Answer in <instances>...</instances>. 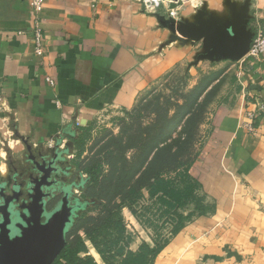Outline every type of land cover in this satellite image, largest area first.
Here are the masks:
<instances>
[{
    "label": "crops",
    "instance_id": "1",
    "mask_svg": "<svg viewBox=\"0 0 264 264\" xmlns=\"http://www.w3.org/2000/svg\"><path fill=\"white\" fill-rule=\"evenodd\" d=\"M40 17L43 56L35 54L28 0H0L3 176L8 157H24L18 135L30 139L35 154L45 153L61 139V148L70 147L69 160L76 138L92 130L105 113L133 111L155 81L201 54L199 41L182 37L134 0H45ZM246 62L235 63L239 82L212 114L208 154L195 174L217 201L218 212L198 221L191 232L222 223L224 230L201 238L206 250L196 245L200 240L187 238V247L195 246L196 251L178 255L188 263L230 264L222 261L235 254L218 250L217 244L242 243L264 250V114L254 134L241 128L251 110L246 90L264 99V61ZM256 253L252 259L264 260V251Z\"/></svg>",
    "mask_w": 264,
    "mask_h": 264
},
{
    "label": "rangeland",
    "instance_id": "2",
    "mask_svg": "<svg viewBox=\"0 0 264 264\" xmlns=\"http://www.w3.org/2000/svg\"><path fill=\"white\" fill-rule=\"evenodd\" d=\"M162 3L153 14L170 20L168 15L176 11L175 25L196 23L201 17L225 29L235 24L236 7L246 15L247 31L255 36L264 32V0ZM198 45L200 55L206 54L203 42ZM235 63L214 57L178 66L155 81L133 111H109L76 138L68 161L82 176L87 207L67 240L81 257L96 264H197L179 259L182 252L196 251L187 247V238L205 247L201 238L224 230L222 223L191 232L198 221L217 216V201L195 174L208 154L212 114L239 82ZM216 247L235 254L222 262L264 263L252 259L256 252L263 254L261 248L242 243Z\"/></svg>",
    "mask_w": 264,
    "mask_h": 264
},
{
    "label": "water",
    "instance_id": "3",
    "mask_svg": "<svg viewBox=\"0 0 264 264\" xmlns=\"http://www.w3.org/2000/svg\"><path fill=\"white\" fill-rule=\"evenodd\" d=\"M233 12L236 22L225 29H219L213 22H206L201 17L197 18L196 23L179 21L178 25L174 24L178 20L172 18L166 20L162 16L161 18L169 25H173V30L182 37L203 42L207 53L200 55L199 59L220 57L231 62H240L248 55L255 34L245 28V13L239 12L236 7L233 8ZM18 139L22 142L25 152L35 154L29 138L18 135ZM61 144L60 139L45 153L39 150V156L44 160L52 156L54 157L52 160H66L70 151L67 147L61 148ZM5 179L7 176L0 173V184ZM81 207L83 206L69 207L67 202H63L61 207L51 214L45 225H40L39 221L38 226L23 228L22 233L12 239L13 230L1 223L6 217L0 216V264H54L67 245V234L75 223L74 211ZM5 236L6 242L2 241Z\"/></svg>",
    "mask_w": 264,
    "mask_h": 264
},
{
    "label": "flooded vegetation",
    "instance_id": "4",
    "mask_svg": "<svg viewBox=\"0 0 264 264\" xmlns=\"http://www.w3.org/2000/svg\"><path fill=\"white\" fill-rule=\"evenodd\" d=\"M39 155V151L36 154L25 152L22 161L10 158L7 179L0 184V216L6 217L0 222L13 230L11 239L29 226L45 225L63 202H67L69 207L83 206L74 211L75 221L87 207L81 196V191H84L82 176L68 159L52 160V156L44 160ZM2 241L6 242L7 237Z\"/></svg>",
    "mask_w": 264,
    "mask_h": 264
},
{
    "label": "built area",
    "instance_id": "5",
    "mask_svg": "<svg viewBox=\"0 0 264 264\" xmlns=\"http://www.w3.org/2000/svg\"><path fill=\"white\" fill-rule=\"evenodd\" d=\"M140 4L147 13H156L157 10L163 6L162 2L167 1L173 3L174 0H134ZM31 11L34 15L35 35V54L43 56L45 54V37L41 28V13L45 4V0H28ZM178 13L175 11L168 16L172 19L178 20ZM243 60L249 61H264V32H259L253 39L248 55ZM49 82H51L49 80ZM245 98L247 105H250L251 110L247 113L248 122H243L241 128L247 132L254 134L256 131V124L264 114V99L263 96L256 92L246 90ZM80 126V125H79Z\"/></svg>",
    "mask_w": 264,
    "mask_h": 264
},
{
    "label": "trees",
    "instance_id": "6",
    "mask_svg": "<svg viewBox=\"0 0 264 264\" xmlns=\"http://www.w3.org/2000/svg\"><path fill=\"white\" fill-rule=\"evenodd\" d=\"M76 223V221H75ZM54 264H96L92 259H86L79 255L78 250H74L71 245L68 244L62 251L61 255L57 258Z\"/></svg>",
    "mask_w": 264,
    "mask_h": 264
},
{
    "label": "bare ground",
    "instance_id": "7",
    "mask_svg": "<svg viewBox=\"0 0 264 264\" xmlns=\"http://www.w3.org/2000/svg\"><path fill=\"white\" fill-rule=\"evenodd\" d=\"M6 175V174H5Z\"/></svg>",
    "mask_w": 264,
    "mask_h": 264
}]
</instances>
